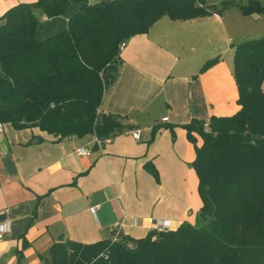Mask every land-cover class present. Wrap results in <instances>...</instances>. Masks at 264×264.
Masks as SVG:
<instances>
[{
  "label": "trees",
  "instance_id": "1",
  "mask_svg": "<svg viewBox=\"0 0 264 264\" xmlns=\"http://www.w3.org/2000/svg\"><path fill=\"white\" fill-rule=\"evenodd\" d=\"M72 3L78 8L66 29L38 39L35 10L53 19L66 15ZM261 10L254 1L243 8ZM213 13L203 0H35L12 6L0 17V122L58 139L93 135L107 141L131 130L125 117L99 112L118 76L119 44L146 34L164 17L188 21ZM219 60L206 61L201 71ZM232 73L239 110L183 126L195 150L197 224L184 222L137 240L121 234L117 241L91 244L61 240L50 246L46 264H264V39L234 45ZM158 130L152 127L150 141ZM144 169L157 180L152 164Z\"/></svg>",
  "mask_w": 264,
  "mask_h": 264
},
{
  "label": "crops",
  "instance_id": "2",
  "mask_svg": "<svg viewBox=\"0 0 264 264\" xmlns=\"http://www.w3.org/2000/svg\"><path fill=\"white\" fill-rule=\"evenodd\" d=\"M10 7L0 4V17ZM125 44L99 112L125 117L131 130L98 147L93 135L58 139L4 124L0 215L8 231L0 239V264H46L53 243L112 240L115 223L132 240L154 231L157 222H168L169 230L194 225L201 202L195 150L183 126L239 110L232 73L237 43L215 12L188 21L164 17ZM215 56L220 60L201 71ZM154 126L159 131L153 140L142 136ZM130 131H139L140 139ZM78 149L88 154L78 156ZM145 164L154 166L157 180Z\"/></svg>",
  "mask_w": 264,
  "mask_h": 264
},
{
  "label": "rangeland",
  "instance_id": "3",
  "mask_svg": "<svg viewBox=\"0 0 264 264\" xmlns=\"http://www.w3.org/2000/svg\"><path fill=\"white\" fill-rule=\"evenodd\" d=\"M24 1L27 0H0V4H3L5 7H12V4L14 6V4L17 5L20 3L31 4ZM251 1L257 2L261 6H264V0H203L207 9L220 14L225 28L232 37V42L234 44L238 43V41L264 39V10L257 11L255 14L243 11V8L248 6ZM77 8L78 5L76 3L70 4L66 15L58 18V20L45 19L42 17L40 10H35V15L40 21L38 39L44 40L58 32L65 30L66 20L70 15L77 11ZM254 15H256V17H254ZM59 21H61L60 24ZM262 89L264 91V83ZM165 130L168 131V129ZM168 135L169 137L171 136V139H174L173 133L169 132ZM142 136H150V133H143ZM198 139L199 140H197L196 144H199L200 142V138ZM194 224H197L195 220Z\"/></svg>",
  "mask_w": 264,
  "mask_h": 264
},
{
  "label": "built area",
  "instance_id": "4",
  "mask_svg": "<svg viewBox=\"0 0 264 264\" xmlns=\"http://www.w3.org/2000/svg\"><path fill=\"white\" fill-rule=\"evenodd\" d=\"M125 42H122L119 44L118 46V50L121 53L125 47ZM162 121H167V118H163ZM206 126V125H205ZM3 127L4 124L0 122V134L3 132ZM205 131H206V127H205ZM131 134V136L138 140L140 139V132L139 131H130L129 132ZM103 142L105 141H101L98 139H95V143L98 147H101ZM76 155L78 156H85L88 154V151L86 149H78L75 151ZM93 210V208L91 209ZM120 229H121V225H119L118 223H115L112 227V232H113V238L112 241H117L119 239L120 236ZM169 229V223L168 222H157L154 226V230L156 232H163ZM8 231V225L5 221L0 222V239L2 238L3 234L6 233Z\"/></svg>",
  "mask_w": 264,
  "mask_h": 264
},
{
  "label": "water",
  "instance_id": "5",
  "mask_svg": "<svg viewBox=\"0 0 264 264\" xmlns=\"http://www.w3.org/2000/svg\"><path fill=\"white\" fill-rule=\"evenodd\" d=\"M5 220V216L0 215V222H3Z\"/></svg>",
  "mask_w": 264,
  "mask_h": 264
}]
</instances>
